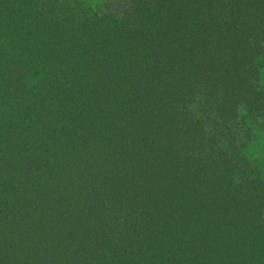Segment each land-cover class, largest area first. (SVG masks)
Segmentation results:
<instances>
[{"label": "trees", "instance_id": "obj_1", "mask_svg": "<svg viewBox=\"0 0 264 264\" xmlns=\"http://www.w3.org/2000/svg\"><path fill=\"white\" fill-rule=\"evenodd\" d=\"M60 2L0 0V264H264V0Z\"/></svg>", "mask_w": 264, "mask_h": 264}, {"label": "rangeland", "instance_id": "obj_2", "mask_svg": "<svg viewBox=\"0 0 264 264\" xmlns=\"http://www.w3.org/2000/svg\"><path fill=\"white\" fill-rule=\"evenodd\" d=\"M60 3H66L62 1H68V2H77L75 7H78L80 5H85L86 7H94L97 10L101 11L106 9L108 6H111L113 8L119 7L123 1L126 0H59ZM87 10V9H86ZM240 115H244V112H241ZM258 127L253 133V138L247 143L244 155L246 159L249 162H260L262 166L264 167V155L262 156V153H264V130L262 129V126L264 125V119H258ZM249 128L252 127L251 123H248Z\"/></svg>", "mask_w": 264, "mask_h": 264}]
</instances>
